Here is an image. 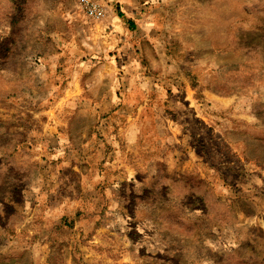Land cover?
Wrapping results in <instances>:
<instances>
[{
	"label": "rangeland",
	"instance_id": "1",
	"mask_svg": "<svg viewBox=\"0 0 264 264\" xmlns=\"http://www.w3.org/2000/svg\"><path fill=\"white\" fill-rule=\"evenodd\" d=\"M106 3L0 0V264H264V0Z\"/></svg>",
	"mask_w": 264,
	"mask_h": 264
},
{
	"label": "built area",
	"instance_id": "2",
	"mask_svg": "<svg viewBox=\"0 0 264 264\" xmlns=\"http://www.w3.org/2000/svg\"><path fill=\"white\" fill-rule=\"evenodd\" d=\"M84 15L93 21L103 22L108 14L106 0H77Z\"/></svg>",
	"mask_w": 264,
	"mask_h": 264
},
{
	"label": "crops",
	"instance_id": "3",
	"mask_svg": "<svg viewBox=\"0 0 264 264\" xmlns=\"http://www.w3.org/2000/svg\"><path fill=\"white\" fill-rule=\"evenodd\" d=\"M125 1L127 2L128 0H120V2L124 4L123 7H122L123 10H125V6H128V4H125ZM129 11H127V14L126 15L123 13L124 14V17H120L119 16V19L122 18L123 24L125 26H127V28H128L129 31L130 30L137 31V26H136V21H135L137 14H136L135 11H133V12H129ZM123 24H122V26H123ZM133 25H134V28H132Z\"/></svg>",
	"mask_w": 264,
	"mask_h": 264
},
{
	"label": "trees",
	"instance_id": "4",
	"mask_svg": "<svg viewBox=\"0 0 264 264\" xmlns=\"http://www.w3.org/2000/svg\"><path fill=\"white\" fill-rule=\"evenodd\" d=\"M119 16H120V17H124V14H123V13H119ZM132 28H134V25H133Z\"/></svg>",
	"mask_w": 264,
	"mask_h": 264
}]
</instances>
